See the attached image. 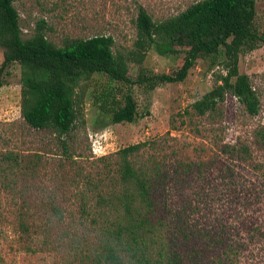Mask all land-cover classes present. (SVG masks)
<instances>
[{
  "label": "rangeland",
  "instance_id": "374dc122",
  "mask_svg": "<svg viewBox=\"0 0 264 264\" xmlns=\"http://www.w3.org/2000/svg\"><path fill=\"white\" fill-rule=\"evenodd\" d=\"M196 1L14 0V6L25 38L44 20L46 37L58 46L102 34L113 38L117 53L133 46L139 5L159 21ZM255 7L254 25L262 31L264 0ZM183 58L149 50L141 65L130 63L129 75L141 68L175 73ZM238 68L259 97L256 115L230 93L204 114L193 109L225 73L219 62L200 58L182 81L135 86L136 121L98 127L97 107L87 97L71 131L58 135L24 120L20 66L10 64L0 87V264H104L107 244L125 264L134 262L109 231L120 221L119 200L112 199L122 189L116 152L136 143L144 144L130 156L135 171L157 165L168 175L158 196L169 208L163 234L184 263L191 257L193 264H214L228 255L227 264H264V147L255 137L264 127V43L241 54ZM235 142L249 146V159L221 151ZM7 154L17 161H6ZM176 219L188 221L183 233Z\"/></svg>",
  "mask_w": 264,
  "mask_h": 264
},
{
  "label": "trees",
  "instance_id": "16d2710c",
  "mask_svg": "<svg viewBox=\"0 0 264 264\" xmlns=\"http://www.w3.org/2000/svg\"><path fill=\"white\" fill-rule=\"evenodd\" d=\"M255 16V0H198L178 14L159 21L139 5L132 48L114 53L110 35L66 38L58 46L46 37L44 20L36 24L32 36L25 38L14 0H0L3 52L0 87L4 70L12 63L19 64L20 108L24 120L35 129L47 128L64 135L73 128L85 98L97 107L98 127L134 122L140 117L134 98L135 86L153 90L164 83L182 81L198 59L210 58L212 64L219 62L225 73L217 74L211 89L192 104L193 109L204 114L213 110L224 94L230 93L249 115H256L259 97L249 76L238 68L241 54L264 43V29L259 31L254 25ZM149 50L165 57L183 54V64L171 74L141 68L135 77L130 76V63L141 65ZM255 137L264 147V127L255 131ZM143 144L127 145L116 152L122 189L120 195L114 192L112 199L119 200L120 221L114 223L109 233L122 246L119 250L131 253L134 262L126 264H193L191 257L189 263H184L178 248L169 244L171 237L163 234L169 208L158 196L168 177L166 171L155 165L137 173L130 161V156ZM221 151L243 160L251 156L244 142L223 143ZM4 158L17 161L13 155L7 154ZM175 225L183 233L189 224L187 220L176 219ZM114 247L107 244L104 264H125ZM227 258L228 255L225 259L218 257L214 264H227Z\"/></svg>",
  "mask_w": 264,
  "mask_h": 264
}]
</instances>
